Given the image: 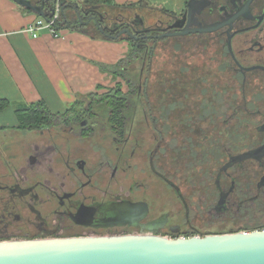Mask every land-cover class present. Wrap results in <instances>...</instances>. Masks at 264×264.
Here are the masks:
<instances>
[{
  "label": "flooded vegetation",
  "instance_id": "1",
  "mask_svg": "<svg viewBox=\"0 0 264 264\" xmlns=\"http://www.w3.org/2000/svg\"><path fill=\"white\" fill-rule=\"evenodd\" d=\"M189 1L179 12L101 17L103 33L86 24L95 17L79 24L75 15L87 32L128 30L117 40L137 42L145 50L138 61L167 40L199 42L206 98L169 100L157 85L150 90L152 68L130 67L121 78L103 71L107 85L49 114L8 103L0 111V241L264 230V0H195L203 2L199 26L189 29L208 30L159 38L184 28Z\"/></svg>",
  "mask_w": 264,
  "mask_h": 264
},
{
  "label": "crops",
  "instance_id": "2",
  "mask_svg": "<svg viewBox=\"0 0 264 264\" xmlns=\"http://www.w3.org/2000/svg\"><path fill=\"white\" fill-rule=\"evenodd\" d=\"M150 1L179 12L186 0ZM113 2L124 5L139 0ZM50 9L49 4L48 12ZM38 18L12 0H0V100L10 104L44 101L50 109H57L106 83L103 70L93 62L115 64L126 53L125 41L112 42L113 39L85 30L61 29L59 39L42 30L33 39L23 30Z\"/></svg>",
  "mask_w": 264,
  "mask_h": 264
},
{
  "label": "water",
  "instance_id": "3",
  "mask_svg": "<svg viewBox=\"0 0 264 264\" xmlns=\"http://www.w3.org/2000/svg\"><path fill=\"white\" fill-rule=\"evenodd\" d=\"M22 10L45 19L55 0H12ZM202 1L187 3L186 25L180 32L159 38L202 33L194 14ZM51 10V9H50ZM78 17L79 12H74ZM84 14V13H82ZM61 15L64 9L61 8ZM103 33V27L90 18ZM79 24L82 21L79 19ZM69 24L66 29H69ZM129 34L128 30L121 31ZM117 36L106 38L117 40ZM0 264H264V230L219 235L167 238L157 235H120L0 241Z\"/></svg>",
  "mask_w": 264,
  "mask_h": 264
},
{
  "label": "rangeland",
  "instance_id": "4",
  "mask_svg": "<svg viewBox=\"0 0 264 264\" xmlns=\"http://www.w3.org/2000/svg\"><path fill=\"white\" fill-rule=\"evenodd\" d=\"M136 4L138 5V9L142 10V13L147 11L156 12L160 9L167 10V8H169L167 6L164 7L165 5L160 3H153L150 0H146V2L144 0H139ZM85 31L87 32L88 30L85 29ZM60 38H62V35ZM175 41L176 40H167V43H162L161 46L158 44L156 52L157 55L154 57V64L151 65L153 72L148 81L150 90H153L154 85H157L158 87H155V89L159 90L169 100L181 101L187 99L189 101H195L206 98L205 94L201 91L202 78L205 79L206 60V55L203 53L202 46L195 40L186 39L182 41V49L178 51L179 49H176L174 46ZM112 42L115 41L112 40ZM125 43L127 45V42H124V47ZM128 49L129 47L127 45V49L125 51ZM92 65H95L96 68H103V65L109 64L93 62ZM131 68L134 67L132 66ZM228 76L229 75H225L224 77L226 86L228 84H233V82L229 80ZM220 77L215 76V80L218 79V81L216 80L217 83L219 82ZM119 80L118 82H120ZM215 80L212 81L210 78L207 79L208 82H214ZM204 83L205 81H203V84ZM105 85H107V82ZM211 95L213 96V93L209 91V100L213 99ZM21 104L22 103L16 104L15 102H12L11 106L14 108L15 105L19 106ZM186 104L189 106L191 103ZM228 223L229 222H227L226 219L224 221V226H222L221 229L230 228L231 225ZM240 223L241 222L239 221H235L233 226H237Z\"/></svg>",
  "mask_w": 264,
  "mask_h": 264
},
{
  "label": "trees",
  "instance_id": "5",
  "mask_svg": "<svg viewBox=\"0 0 264 264\" xmlns=\"http://www.w3.org/2000/svg\"><path fill=\"white\" fill-rule=\"evenodd\" d=\"M50 6H53V3H49ZM48 4V5H49ZM60 7L64 9V15H61V19L59 22L55 24V27L58 29H64L67 24H69V29L74 31H84V25H78L76 22V17L74 12L80 13V19L82 22H86L89 16H93L96 18V22H101L100 18L102 17L105 21H122L124 17H133L135 19L138 18V14L141 11L138 9V5L136 3H127L124 5H116L114 4L113 0H59ZM28 14L30 12L24 11ZM84 13V15H82ZM86 15V17H84ZM98 17V18H97ZM97 22V23H98ZM98 36H102L98 32L95 34ZM121 39H118V41ZM124 41V40H122ZM126 42V41H125ZM179 41H176V49L180 51L182 49L181 45L178 44ZM127 45L129 49L126 51L122 59H120L115 64L103 65L104 67L101 69L105 71H112L117 77L121 78V74H123V69L125 68H151V65L154 64V57L153 59H147L145 61H138L139 57L142 58L144 56L145 50L143 48H138L137 42H129L127 41ZM135 64V65H134ZM121 82H118V84ZM101 88V86L99 87ZM107 98V97H104ZM8 105V101L1 99L0 100V111L4 110V108ZM31 109H41L43 110V114H49V110L44 101H38L32 103L30 105ZM21 111H17L19 115ZM41 113V114H42Z\"/></svg>",
  "mask_w": 264,
  "mask_h": 264
},
{
  "label": "built area",
  "instance_id": "6",
  "mask_svg": "<svg viewBox=\"0 0 264 264\" xmlns=\"http://www.w3.org/2000/svg\"><path fill=\"white\" fill-rule=\"evenodd\" d=\"M61 19V7L59 0L53 2L51 10L47 13L45 19L38 18L34 24L24 28L23 33L27 34L33 39L38 38L40 31L46 30L49 35L54 39H59L61 37V29L55 27V24Z\"/></svg>",
  "mask_w": 264,
  "mask_h": 264
}]
</instances>
